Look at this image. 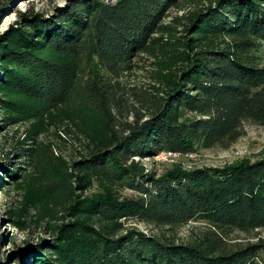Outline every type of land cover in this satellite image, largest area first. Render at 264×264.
Returning a JSON list of instances; mask_svg holds the SVG:
<instances>
[{
  "label": "trees",
  "instance_id": "16d2710c",
  "mask_svg": "<svg viewBox=\"0 0 264 264\" xmlns=\"http://www.w3.org/2000/svg\"><path fill=\"white\" fill-rule=\"evenodd\" d=\"M179 1L68 0L51 16L19 11L1 36L0 104L13 113L5 116L8 123L78 103L98 130H88L98 140L74 173L66 171L54 190L45 189L56 192L55 202H72L71 218L51 241L36 244L28 256L20 253L16 264H264L262 238L223 251L203 239L175 244L137 228L123 231L129 219L207 222L216 228L209 236L220 243L226 231L264 228V152L254 161L173 166L161 174L146 172L134 158L227 148L245 124L264 126V66L250 56L264 42V0H214L193 15L187 37L163 42L170 29L163 19ZM161 44L173 47L183 66L167 79L159 70L164 93L134 111L131 122L117 120L114 108L125 92L112 78ZM186 113L194 116L183 119ZM18 170L11 167L5 176L14 179ZM73 178L79 189H100L72 198L67 183ZM116 188L138 195L121 198Z\"/></svg>",
  "mask_w": 264,
  "mask_h": 264
},
{
  "label": "rangeland",
  "instance_id": "374dc122",
  "mask_svg": "<svg viewBox=\"0 0 264 264\" xmlns=\"http://www.w3.org/2000/svg\"><path fill=\"white\" fill-rule=\"evenodd\" d=\"M213 1L184 0L173 5L163 19V24L170 28L163 42L180 36L187 37L186 27L193 15ZM67 2L0 0V39L3 33L16 24L19 11L33 8L36 12L51 16L57 7H65ZM166 46H153L141 53L131 61L130 69L121 78H112V82L118 81L125 92L120 107L114 108L117 120L131 122L134 111L143 112L151 97L164 93L165 86L161 84L159 70L164 68L162 76L167 79L170 77L169 72L178 71L183 66L175 57L177 51ZM250 56L256 64L264 66V42L251 51ZM165 66H169L166 71ZM9 96L23 100L22 96L14 93H9ZM12 114L11 111L2 112L0 104V264H16L20 253L30 255L36 244L51 241L56 227L71 218L68 206L72 202H55L56 192L51 194L45 189L48 186L54 190L55 185L66 178V171L73 174L75 164L89 155L98 140L97 133H93L92 137L88 135V130H98L92 126L91 115L78 103L57 107L42 117L29 113L18 117L15 123H8L5 116ZM193 116L186 113L183 119ZM263 152L264 126L245 124L243 136L227 148L199 147L187 154L163 151L153 157L134 158L146 172L161 174L173 166L190 170L224 166L244 159L254 161ZM15 166L20 169L17 176L14 179L6 177L4 171ZM76 182L73 178L72 183H67L74 187L70 192L72 198L89 196L100 189L97 184L88 190L79 189ZM116 189L121 198L138 195L128 188ZM123 221V231L137 228L144 234L155 235L175 244L199 243L203 239L204 243L208 241L212 244V248L223 251L245 246L259 238L264 239V228L250 232L229 230L223 233L219 243L209 236L210 230L216 228L207 222L152 224L142 219ZM32 257L35 258L34 254Z\"/></svg>",
  "mask_w": 264,
  "mask_h": 264
},
{
  "label": "bare ground",
  "instance_id": "6f19581e",
  "mask_svg": "<svg viewBox=\"0 0 264 264\" xmlns=\"http://www.w3.org/2000/svg\"><path fill=\"white\" fill-rule=\"evenodd\" d=\"M163 152V151H162ZM160 153V152H159ZM168 153H171V151H168Z\"/></svg>",
  "mask_w": 264,
  "mask_h": 264
}]
</instances>
